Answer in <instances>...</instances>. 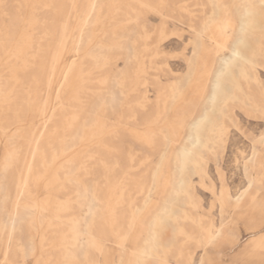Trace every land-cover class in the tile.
<instances>
[{"label":"rangeland","instance_id":"rangeland-1","mask_svg":"<svg viewBox=\"0 0 264 264\" xmlns=\"http://www.w3.org/2000/svg\"><path fill=\"white\" fill-rule=\"evenodd\" d=\"M91 1L0 0V264H264V0Z\"/></svg>","mask_w":264,"mask_h":264},{"label":"bare ground","instance_id":"bare-ground-1","mask_svg":"<svg viewBox=\"0 0 264 264\" xmlns=\"http://www.w3.org/2000/svg\"><path fill=\"white\" fill-rule=\"evenodd\" d=\"M119 2V1H118ZM138 2H140V1H138ZM29 3V2H28ZM97 3V0H92L91 1V5L93 6H95V4ZM147 3V2H146ZM243 3V2H242ZM12 4V3H11ZM148 5V4H147ZM119 6V5H118ZM29 7H31V6H29ZM147 7V6H146ZM150 9H152V8H150ZM22 11V10H21ZM148 12V11H147ZM156 12V11H155ZM22 13V12H21ZM150 13H152V12H150ZM154 13V12H153ZM15 14V13H14ZM19 14V13H18ZM4 15V14H3ZM121 15V14H120ZM127 17V16H126ZM18 18V17H17ZM6 20V19H5ZM21 20V19H20ZM12 23V22H11ZM21 23V22H20ZM3 24V23H2ZM9 24V23H8ZM22 24V23H21ZM20 25V24H19ZM3 26V25H2ZM126 26V25H125ZM41 28V27H40ZM20 29V28H19ZM53 30V29H52ZM18 31V30H17ZM51 31V30H50ZM16 32V31H15ZM53 32V31H52ZM118 32V31H117ZM1 34V33H0ZM111 34V33H110ZM12 35V34H11ZM3 36V35H2ZM17 36V35H16ZM53 36V35H52ZM6 37V36H5ZM8 37V36H7ZM15 37V36H14ZM39 37V36H38ZM42 37V36H41ZM37 40V39H36ZM50 40H51V38H50ZM214 41V40H213ZM12 42V41H11ZM216 42V41H215ZM221 42V41H220ZM219 42V43H220ZM3 43H4V41H3ZM5 44V43H4ZM221 44V43H220ZM217 45V44H216ZM224 46V45H223ZM5 47V46H4ZM7 47V46H6ZM223 48V47H222ZM35 52V51H34ZM250 52V51H249ZM222 53H223V51H222ZM221 53V54H222ZM233 58H234V56L235 57H238V55L240 56V57H243L244 58V56L243 55H241L240 53H238L237 51L235 52V51H233ZM218 55H220V54H218ZM1 57V56H0ZM44 57V56H43ZM221 57V56H220ZM225 58V57H224ZM252 58V57H251ZM223 59V58H222ZM253 59V58H252ZM3 61V60H2ZM246 61V60H245ZM227 62V61H226ZM224 63V62H223ZM229 63V62H228ZM242 63V62H241ZM256 64V63H255ZM252 65V64H251ZM243 66V65H242ZM241 66V67H242ZM254 66V65H253ZM73 67V65L71 66V68ZM245 67V66H244ZM34 69V68H33ZM245 70V69H244ZM243 70V71H244ZM257 70V69H256ZM250 71V70H249ZM20 72V71H19ZM39 72V71H38ZM221 72V71H220ZM253 72V71H252ZM18 73V72H17ZM16 73V74H17ZM25 73V72H24ZM33 74V73H32ZM218 74H220L219 72H218ZM30 75V74H29ZM22 76V75H21ZM20 76V77H21ZM150 76V75H149ZM30 77V76H29ZM155 77V76H154ZM38 78V77H37ZM152 78V77H151ZM23 79V78H22ZM218 82L219 81H217V83H216V88H215V90H214V94H213V97H216V95L220 92V90H219V88H218ZM20 83V82H19ZM29 90V89H28ZM31 90V89H30ZM45 91V90H44ZM159 91V90H158ZM29 92H31V91H29ZM1 93V92H0ZM166 93V92H165ZM35 97V96H34ZM9 98V97H8ZM7 98V99H8ZM56 100V99H55ZM5 101H7V100H5ZM4 102V101H3ZM56 102L58 103V101L56 100ZM1 103V102H0ZM6 103V102H5ZM5 103H3V104H5ZM34 103V102H33ZM253 103V102H252ZM260 103V102H259ZM2 105V104H1ZM9 105V104H8ZM22 105V104H21ZM20 105V106H21ZM5 106V105H4ZM72 106H74V105H72ZM8 108V107H7ZM22 108V107H21ZM69 108V107H68ZM255 108V107H254ZM19 109V108H18ZM55 109H56V107H55ZM70 109V108H69ZM72 109V108H71ZM88 110V109H87ZM264 110V109H263ZM18 111V110H17ZM128 111V110H127ZM25 113V112H24ZM6 114V113H5ZM54 113H45L43 116V118L45 119V121L46 120H50V118H51V116L53 115ZM122 114V113H121ZM17 115V114H16ZM21 115V114H20ZM16 117H18V115L16 116ZM25 117V116H24ZM19 118V117H18ZM30 119V118H29ZM108 119V118H107ZM200 120V119H199ZM16 121V120H15ZM19 121V120H18ZM24 121V120H23ZM44 121V122H45ZM198 122V121H197ZM32 123V122H31ZM75 123V122H74ZM16 124V123H15ZM15 124H14V126H15ZM196 124V123H195ZM199 124V123H198ZM198 124H196V125H198ZM231 124V123H230ZM236 124V123H235ZM19 125V124H18ZM43 124H41V126H42ZM60 125V124H59ZM58 125V126H59ZM76 125V124H75ZM47 126V125H46ZM232 126V125H231ZM236 127V126H235ZM43 128H44V126H43ZM58 128V127H57ZM48 129V128H47ZM229 129V128H228ZM21 130V129H20ZM43 130V129H42ZM49 130V129H48ZM18 131V130H17ZM44 131V130H43ZM16 132V131H15ZM65 132V131H64ZM119 133H120V131H118ZM118 134V133H117ZM15 135V134H14ZM23 135V134H22ZM121 135V134H120ZM126 135V134H125ZM101 136V135H100ZM118 136V135H117ZM52 137H54V136H52ZM119 138H120V136H119ZM106 139V138H105ZM113 139V138H112ZM119 140V139H118ZM36 148V147H35ZM89 152V151H88ZM183 152V153H182ZM181 153L183 154V159L184 158H186L187 157V155H188V152L187 151H182ZM91 153V152H90ZM218 153V152H217ZM45 154V153H44ZM210 154V153H209ZM256 154V153H255ZM115 155V154H114ZM201 155V154H200ZM181 157V156H180ZM197 157V156H196ZM83 159V158H82ZM89 160V159H88ZM107 160V159H106ZM113 160V159H112ZM187 160V159H186ZM253 160V159H252ZM208 161V160H207ZM34 163V162H33ZM39 163V162H38ZM113 164V163H112ZM36 166V165H35ZM83 167H85V166H83ZM110 167V166H109ZM87 168V167H86ZM89 168V167H88ZM94 168H95V166H94ZM79 169V168H78ZM11 170V169H10ZM28 170H29V168H28ZM40 170V169H39ZM90 170H91V168H90ZM89 170V171H90ZM6 173V172H5ZM44 174V173H43ZM55 175V174H54ZM91 175V174H90ZM28 172L26 173V175H25V181H26V179L28 178ZM262 176H264V173L262 174ZM252 178V177H251ZM77 180H79V178L77 179ZM212 180V179H211ZM213 181V180H212ZM74 182V181H73ZM73 182H71V184L73 183ZM86 182H87V180H86ZM86 182H85V184H86ZM200 182V181H199ZM106 183V182H105ZM88 184V183H87ZM94 185H95V183H94ZM251 185V184H250ZM71 186V185H70ZM74 186V185H73ZM93 186V185H92ZM97 186V185H96ZM107 186V185H106ZM77 187H79V186H77ZM76 187V188H77ZM95 187V186H94ZM94 187H92V189L94 188ZM253 187V186H252ZM88 188V187H87ZM24 189V188H23ZM253 189V188H252ZM95 190V189H94ZM90 194L91 193H89V196H90ZM19 196V195H18ZM88 196V195H87ZM86 196V197H87ZM172 197V196H171ZM92 198V197H91ZM85 199V198H84ZM95 200V199H94ZM87 201V200H86ZM100 205V204H99ZM220 205H221V207H224L225 206V204H224V201L222 200V198L220 199ZM86 206V205H85ZM227 208H229V207H227ZM21 209V208H20ZM79 209V208H78ZM85 209V208H84ZM94 210V209H93ZM92 210V211H93ZM104 210H106V209H104ZM19 210H18V208H15L14 210H13V213H15V214H17V212H18ZM61 211V210H60ZM63 211V210H62ZM94 212V211H93ZM116 212V211H115ZM22 213V212H21ZM20 213V214H21ZM81 213V212H80ZM36 215V214H35ZM72 215H74V214H72ZM16 215H14V216H12L11 217V220H10V226H12L13 227V224L15 223V221H16V218L17 217H15ZM78 216V215H77ZM26 217V216H25ZM37 217V216H36ZM43 218V217H42ZM78 218V221H80L79 223H81V224H86L85 222H88L87 220L88 219H90V218H88L87 219V213H85V212H83V213H81V214H79V216L77 217ZM228 218V217H227ZM26 219V218H25ZM36 219V218H35ZM18 220V219H17ZM21 220V219H20ZM58 220V219H57ZM52 221H53V219H52ZM60 221V220H59ZM37 222V221H36ZM47 222V221H46ZM60 222H62V221H60ZM68 222V221H67ZM71 222V221H70ZM107 222H108V220H107ZM110 222V221H109ZM21 223V222H20ZM66 223V222H65ZM110 223H112V222H110ZM17 224V223H16ZM22 224V223H21ZM90 225V224H89ZM220 226V225H219ZM24 227V226H23ZM217 227H218V225H217ZM70 228V227H69ZM77 228V227H76ZM122 228V227H121ZM222 228V227H221ZM68 229V228H67ZM13 230V229H12ZM78 230V229H77ZM9 231V230H8ZM17 231V230H16ZM121 231H123V230H121ZM223 231H224V229L222 228V232L217 228L216 229V231L213 233V235L211 234V236L212 237H214V238H219V237H221L222 236V233H223ZM79 232V231H78ZM80 232H82V233H86V235L87 236H89V237H91V238H93V240H96V236H95V234L93 233V231H91V230H88V231H83V230H81ZM101 232V231H100ZM108 232V231H107ZM75 234V233H74ZM72 237V236H71ZM12 238V237H11ZM79 239V238H78ZM105 239V238H104ZM125 239H126V236H125V233H123V234H121L120 235V240H119V243L120 244H123L124 243V241H125ZM207 239H209V234H207ZM80 240V239H79ZM89 240V239H88ZM101 240V239H100ZM73 241V240H72ZM74 242V241H73ZM84 242V241H83ZM103 242H104V240H103ZM75 243V242H74ZM80 243V242H79ZM66 244V243H65ZM103 244V243H102ZM145 244L147 245V246H141V247H137V248H134L133 250H132V252H134V253H136L135 255L137 256V258H141V259H143V256H150L151 258H153V259H158V254H156V253H154L153 255L151 254V252H148V251H151L149 248L151 247L152 248V246L155 244V241H154V234L152 233V234H150V235H148L147 236V238L145 239ZM253 244H254V242H253ZM89 245H90V243H89ZM10 246V245H9ZM61 246V245H60ZM79 246V245H78ZM86 246H87V244H86ZM85 246V247H86ZM11 247V246H10ZM84 247V248H85ZM12 248V247H11ZM66 249H68V248H66ZM88 249V248H87ZM93 250H91V252H92ZM7 252H8V244L6 245V247H5V249H4V252H3V254H4V257H6L7 256ZM1 253V252H0ZM85 253V252H84ZM84 253L82 252L81 254L82 255H84ZM15 254H16V252H15ZM22 254V253H21ZM73 254V253H72ZM79 254V253H78ZM88 254V253H87ZM24 255V254H23ZM86 255V254H85ZM25 257V256H24ZM19 259V258H18ZM89 259V258H88ZM95 259V258H94ZM123 259V260H122ZM122 259H121V263L122 264H144V262L142 261V260H139V261H137L136 259L135 260H133L134 258H132V260H131V262L130 263H127V261H125L124 260V257H122ZM22 260V259H21ZM4 261V260H3ZM2 261V262H3ZM9 261V260H8ZM92 261V260H91ZM7 262V261H6ZM160 262H162V261H160ZM154 263V262H153ZM166 263V262H165ZM6 264V263H5ZM155 264V263H154ZM170 264V263H169Z\"/></svg>","mask_w":264,"mask_h":264},{"label":"crops","instance_id":"crops-1","mask_svg":"<svg viewBox=\"0 0 264 264\" xmlns=\"http://www.w3.org/2000/svg\"><path fill=\"white\" fill-rule=\"evenodd\" d=\"M263 173H264V171H263ZM177 193V190H175L174 189V191H173V193L169 196V198L172 200V197H174V195ZM172 196V197H171ZM233 219L227 224V225H236V219H237V217L238 216H236V215H233ZM232 218V217H231ZM258 218H260V219H262V218H264V201L262 202V204H260L259 205V207L258 208H256L255 209V213H254V215L251 217V218H249V219H247V220H244V222H243V225L245 226V228L247 229V230H252V229H254L258 224H256V220L258 219ZM81 225H83V224H81ZM109 225H113V223H109ZM223 229H224V231L226 232V230H227V226H224L223 227ZM216 231V230H215ZM215 231H213V232H211V234L213 235V233L215 232ZM224 231H223V233H222V235H224ZM232 231V230H231ZM152 234V233H151ZM154 234V241H155V243H156V241H157V239L155 238L156 237V234L155 233H153ZM237 233H236V230H234L233 232H231V234H229V237H230V239H236V237H237V235H236ZM148 236V235H147ZM147 236L145 237V239L147 238ZM220 238V237H219ZM205 240H207V242L209 241V239H205ZM120 244V243H119ZM122 247H126V242H124L123 244H120ZM137 247H141V245L140 246H136V248ZM123 249H125V248H123ZM128 249H130V248H128ZM133 250V249H132ZM131 250V251H132ZM156 254H158V259L156 258V259H154V260H157V261H164L165 260V257L164 256H162L161 254H159V253H156ZM121 263V262H120ZM122 264V263H121Z\"/></svg>","mask_w":264,"mask_h":264}]
</instances>
